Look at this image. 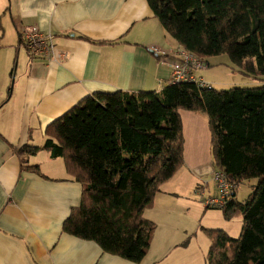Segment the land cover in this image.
I'll list each match as a JSON object with an SVG mask.
<instances>
[{"label":"trees","instance_id":"1","mask_svg":"<svg viewBox=\"0 0 264 264\" xmlns=\"http://www.w3.org/2000/svg\"><path fill=\"white\" fill-rule=\"evenodd\" d=\"M147 2L166 33L204 67L206 58L225 53L259 84L217 89L169 80L158 92H93L45 127L42 146L18 149L22 166L40 173L26 162L40 149L61 157L81 184L80 203L62 230L139 262L156 229L143 210L183 164L179 110L202 113L215 170L237 186L256 179L245 200L233 199L235 189L221 208L225 219L241 214L238 237L202 228L211 241L207 264H264V0Z\"/></svg>","mask_w":264,"mask_h":264},{"label":"crops","instance_id":"2","mask_svg":"<svg viewBox=\"0 0 264 264\" xmlns=\"http://www.w3.org/2000/svg\"><path fill=\"white\" fill-rule=\"evenodd\" d=\"M0 8L17 36L4 44L13 57L0 66V264H177L181 252H172L178 240L167 230L155 229L139 262L64 232V220L80 203V182L45 149L26 159L40 173L24 169L18 149L42 146L45 127L93 92L160 91L170 80V53L178 43L147 0H0ZM28 25L52 34L47 57L27 54L20 32ZM153 46L168 52L165 63ZM179 114L183 164L152 202L163 208L169 231L175 229L169 204L204 188L216 169L206 116Z\"/></svg>","mask_w":264,"mask_h":264},{"label":"rangeland","instance_id":"3","mask_svg":"<svg viewBox=\"0 0 264 264\" xmlns=\"http://www.w3.org/2000/svg\"><path fill=\"white\" fill-rule=\"evenodd\" d=\"M3 10L0 8V43L2 45L0 47V66L13 57L11 50L4 44L17 39V36L15 38V34L5 26L4 19L6 14L3 13ZM205 60L208 64L195 73L198 76H202L204 82L214 88L229 89L235 86H255L259 84V81L253 79L250 75H245L241 68L234 64L225 53L210 56ZM255 184L256 179L254 178L238 183L235 193L236 200H245L252 192ZM201 185L204 188H196L197 193L193 191L187 195L189 199L184 198L169 204L173 213L169 221L175 224L173 231L167 229L166 223L168 220L164 218V212L162 214L163 208L159 203L143 210V216L151 219L156 224L157 230H167L169 235L173 236V239L178 240V245L175 247L176 250L172 252H181L180 256L174 257L177 264H207L211 241L202 228L223 229L224 227L232 237H238L241 230V214L234 213L230 218L225 219L221 208L204 207L201 193L204 195H217L213 179L209 178L208 183ZM168 257L171 258L170 255ZM166 264L172 263L167 260Z\"/></svg>","mask_w":264,"mask_h":264},{"label":"built area","instance_id":"4","mask_svg":"<svg viewBox=\"0 0 264 264\" xmlns=\"http://www.w3.org/2000/svg\"><path fill=\"white\" fill-rule=\"evenodd\" d=\"M20 38L27 54L32 58L39 56L47 57L54 47L52 34L42 32L35 26H24L20 32ZM150 49L159 55L161 63L166 62L168 52L155 46ZM170 54L175 57L170 63V82L195 81L199 85L206 84L202 78L194 75L196 70L204 68V62L200 57L180 46L175 47ZM212 179L217 190V195L204 196L201 193L202 202L205 208H222L237 185L229 180L220 169L213 172Z\"/></svg>","mask_w":264,"mask_h":264}]
</instances>
